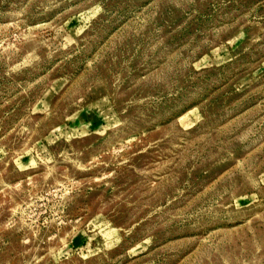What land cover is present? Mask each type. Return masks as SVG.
<instances>
[{
	"label": "rangeland",
	"instance_id": "obj_1",
	"mask_svg": "<svg viewBox=\"0 0 264 264\" xmlns=\"http://www.w3.org/2000/svg\"><path fill=\"white\" fill-rule=\"evenodd\" d=\"M0 264H264V0H0Z\"/></svg>",
	"mask_w": 264,
	"mask_h": 264
}]
</instances>
